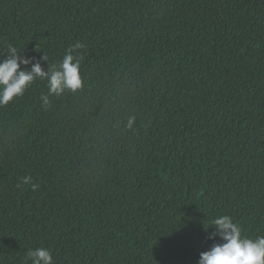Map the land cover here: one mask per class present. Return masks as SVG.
I'll list each match as a JSON object with an SVG mask.
<instances>
[{
    "label": "trees",
    "instance_id": "obj_1",
    "mask_svg": "<svg viewBox=\"0 0 264 264\" xmlns=\"http://www.w3.org/2000/svg\"><path fill=\"white\" fill-rule=\"evenodd\" d=\"M76 43L79 90L0 105V264H199L220 215L264 235V0H0V61Z\"/></svg>",
    "mask_w": 264,
    "mask_h": 264
},
{
    "label": "clouds",
    "instance_id": "obj_2",
    "mask_svg": "<svg viewBox=\"0 0 264 264\" xmlns=\"http://www.w3.org/2000/svg\"><path fill=\"white\" fill-rule=\"evenodd\" d=\"M83 44L70 46L58 66L49 71L42 70L40 62L21 55L16 48H8V59L0 61V105H7L14 98L22 96L24 91L36 80H47L48 93L41 97L45 105L50 96L62 95L65 91L75 92L82 87L80 76V61L83 55H74ZM46 60V57H43ZM32 65L28 69V65ZM24 66V70L21 69ZM131 126V121L129 122ZM31 186L35 191L38 185L32 182L30 176L23 177L17 187ZM214 228L216 231L210 239L219 237L223 243H217L212 248L200 254L199 264H264V235L255 238L242 236L240 226L227 215H220L205 224V231ZM55 264L50 249L43 247L29 249L25 255V264Z\"/></svg>",
    "mask_w": 264,
    "mask_h": 264
}]
</instances>
